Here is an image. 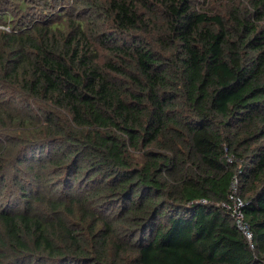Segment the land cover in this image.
Instances as JSON below:
<instances>
[{
    "label": "trees",
    "instance_id": "obj_1",
    "mask_svg": "<svg viewBox=\"0 0 264 264\" xmlns=\"http://www.w3.org/2000/svg\"><path fill=\"white\" fill-rule=\"evenodd\" d=\"M46 1L0 0L10 263L264 264V0Z\"/></svg>",
    "mask_w": 264,
    "mask_h": 264
},
{
    "label": "rangeland",
    "instance_id": "obj_2",
    "mask_svg": "<svg viewBox=\"0 0 264 264\" xmlns=\"http://www.w3.org/2000/svg\"><path fill=\"white\" fill-rule=\"evenodd\" d=\"M203 1V0H200ZM29 4L34 6V8H32L31 10H29L30 15L26 16L27 13H18L19 15L16 18H39L42 20L47 19L44 15H41L39 13V9H37V7H40L39 5L41 4V6H43L42 4H44V2H47L46 0H28ZM59 2V1H58ZM226 2V0H212L211 4L209 6H213V8H219L221 6L222 3ZM65 5H69L68 1L64 0L63 3L61 4V6L59 8L56 9L55 14L59 13L60 11L64 10L63 6ZM12 6V5H9ZM11 10V9H10ZM74 11H70V8L68 9L69 12H74V16L79 12L78 8ZM53 16V18H56L57 16ZM48 19H51V17H49ZM1 26H3V23L0 24ZM24 183L26 182V180H22ZM30 186V184H28ZM21 189L18 188L15 183L10 180L8 181L7 184L1 183L0 182V208L3 207L4 205H8L10 208H12L11 210L16 211L18 209H21L24 206L23 201L21 200V198L19 196H21ZM0 233L1 235H4V229H3V225L0 222ZM3 239L0 240V253H5V254H9V257L6 258H2L0 260V264H11V253L8 249V241L6 240V237L3 236ZM14 264V261H12Z\"/></svg>",
    "mask_w": 264,
    "mask_h": 264
},
{
    "label": "built area",
    "instance_id": "obj_3",
    "mask_svg": "<svg viewBox=\"0 0 264 264\" xmlns=\"http://www.w3.org/2000/svg\"><path fill=\"white\" fill-rule=\"evenodd\" d=\"M232 194L228 201L223 202L222 205L227 209H230L232 215L235 219L236 225L246 234V236L251 239L252 234L250 232V228L248 223L245 220L244 213L242 210V201L237 198V190H238V180L235 177L232 182Z\"/></svg>",
    "mask_w": 264,
    "mask_h": 264
}]
</instances>
